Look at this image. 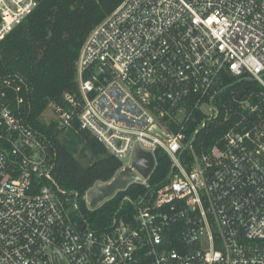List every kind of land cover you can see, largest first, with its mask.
Segmentation results:
<instances>
[{
	"label": "built area",
	"instance_id": "obj_1",
	"mask_svg": "<svg viewBox=\"0 0 264 264\" xmlns=\"http://www.w3.org/2000/svg\"><path fill=\"white\" fill-rule=\"evenodd\" d=\"M37 3L0 0V40ZM75 80L78 98L45 120L76 118L121 169L139 147L170 170L130 182L144 190L109 229L79 227L27 87L0 83V264H264V0H122L86 36Z\"/></svg>",
	"mask_w": 264,
	"mask_h": 264
},
{
	"label": "trees",
	"instance_id": "obj_2",
	"mask_svg": "<svg viewBox=\"0 0 264 264\" xmlns=\"http://www.w3.org/2000/svg\"><path fill=\"white\" fill-rule=\"evenodd\" d=\"M121 1L38 0L36 7L0 40V83L10 81L27 87V121L45 137L47 154L53 162L52 176L57 187L66 192L65 207L79 227L98 231L109 229L114 217L129 213L131 202H123V197L135 198L144 188L131 183L90 208L84 199L86 191L98 182L111 180L123 161L80 128L76 118L69 126L59 127L42 115L51 102L69 109L65 96L78 98L76 61L82 43ZM155 159L148 180L151 186L162 182L170 170L169 158L162 150L155 152Z\"/></svg>",
	"mask_w": 264,
	"mask_h": 264
},
{
	"label": "water",
	"instance_id": "obj_3",
	"mask_svg": "<svg viewBox=\"0 0 264 264\" xmlns=\"http://www.w3.org/2000/svg\"><path fill=\"white\" fill-rule=\"evenodd\" d=\"M154 166L155 160L152 153L137 147L130 165L120 169L108 182H98L88 191L90 197L89 207H97L117 191L125 189L130 182L139 181L140 177H148Z\"/></svg>",
	"mask_w": 264,
	"mask_h": 264
},
{
	"label": "rangeland",
	"instance_id": "obj_4",
	"mask_svg": "<svg viewBox=\"0 0 264 264\" xmlns=\"http://www.w3.org/2000/svg\"><path fill=\"white\" fill-rule=\"evenodd\" d=\"M43 118H48L51 116V113H50V109H47L44 113H43ZM126 160H128L126 158ZM72 199L74 200V197H72ZM85 201H86V204L89 206V201H90V197L88 195V192L86 193L85 197H84Z\"/></svg>",
	"mask_w": 264,
	"mask_h": 264
}]
</instances>
